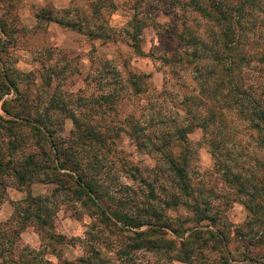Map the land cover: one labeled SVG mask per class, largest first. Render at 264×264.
<instances>
[{"label":"trees","instance_id":"obj_1","mask_svg":"<svg viewBox=\"0 0 264 264\" xmlns=\"http://www.w3.org/2000/svg\"><path fill=\"white\" fill-rule=\"evenodd\" d=\"M100 1L104 5H99ZM170 2L183 9L180 13L181 22L170 33L177 40L179 49L171 57H160L172 69L167 71V85L158 93L172 91L173 95L179 96L178 105L183 115L168 125L166 118L158 112L141 122L129 121L126 128L124 124H100L104 120L98 115L101 107L106 106L115 112L122 98L115 88L102 92L100 88L124 82L130 95L146 90V74L131 72L126 68V62L122 64V73L113 65H100L96 69L97 73L90 76L89 80L98 84L99 94L93 97L76 96L74 100L67 102L72 108L65 105L64 100L55 97H50L44 103L41 99L27 96L14 81L18 73L6 72L4 69L0 71V79L5 82L0 81V87L4 88L0 92V203L5 198L7 185L26 188V195L15 202L9 217L0 222V264H113L99 255V249L91 247L106 230L122 232L136 229L127 235L128 242L119 249L118 254L124 256L139 248L165 251L164 253L172 249V241L157 240L160 236L153 229H140L145 222L140 219L139 205L134 196L128 195L124 204L119 198H115L112 204L107 192L99 189L98 168L102 166L104 155L96 154L98 149L91 146H105L107 139H112L120 132H125L136 148L154 152L155 161L164 163L168 171L175 172L177 188L188 196L190 189L186 166L190 148L187 134L195 128L200 129L202 137L199 142L203 141L207 146L214 168L219 170L223 181L244 198L240 202L248 212L254 214L253 218H262L259 224L264 226V0ZM91 5L94 19L99 18L96 17L99 16V9H107L110 14L116 8L111 0H93ZM191 14H196L203 21L202 30L185 23ZM35 17L39 21L63 23L41 10ZM194 18L196 16L192 19L195 20ZM130 20L133 21L131 30L126 31V36L130 39L129 46L138 53V34L143 22L135 14L131 15ZM68 25L78 29L74 27V22ZM101 27L103 26L98 25V28ZM0 30H3L2 26ZM97 37L108 39L101 35ZM175 64H178V70H175ZM179 70L184 72L180 74ZM109 71L114 81L105 83L103 78ZM12 73L14 74L11 75ZM185 74L192 82L191 92L181 94L173 87L179 82L182 86L188 85ZM10 91L14 93L13 97H3ZM64 118L70 119L69 135H73L74 141L70 138L68 144L61 147L57 131ZM148 128L152 131L147 130ZM27 142L34 144L38 152L26 151L22 145ZM173 144L181 146L177 157L167 150ZM259 151L262 155L260 153L258 156ZM88 152L89 157L81 159ZM127 175L134 179L133 173ZM35 182L52 183L56 187L48 194L33 195L29 188ZM163 190L162 187L161 191ZM144 197L155 199L150 187ZM102 198L107 202L105 207L99 201ZM245 198L249 200L247 203ZM60 200L65 201L74 212V204H78L91 219L83 237L77 239L84 245L90 244L89 253L85 255L84 252V255L72 260L64 259L53 263L42 258L41 251L27 246L17 247L19 234L27 224L32 223L39 230L47 225L51 226L52 216ZM192 201L193 203H186V207L195 221H211L214 218L208 213L206 205L199 207L194 196ZM172 202L178 203L177 197H172ZM162 204L167 206L168 203L163 201ZM150 208L148 214L160 218V212ZM170 231L173 232L171 229ZM201 234L197 229L180 241L179 244H186V248L176 260L183 263L187 261L196 248V241L203 239ZM56 236L58 237L53 231L47 233L46 237L51 241L45 244L52 249L49 253L54 255L53 245L56 240L53 237ZM59 238L62 240V236ZM202 241L197 244V248L204 244L205 240ZM193 242L195 244L192 246ZM122 263L125 264L124 261ZM254 263L260 264L256 260Z\"/></svg>","mask_w":264,"mask_h":264},{"label":"rangeland","instance_id":"obj_2","mask_svg":"<svg viewBox=\"0 0 264 264\" xmlns=\"http://www.w3.org/2000/svg\"><path fill=\"white\" fill-rule=\"evenodd\" d=\"M91 1L93 0H0V26L3 28L0 30V71L4 69L6 72L18 73L14 81L27 96L41 99L44 103L50 97H55L64 100L65 105H68L67 102L74 100L76 96L93 97L99 94L98 84L89 80L90 76L97 73L96 69L100 65H113L121 71L123 62H126V68L131 72L146 74V90L130 95L124 82L121 85L113 83L100 88L101 92L115 88L122 97L115 112L106 106L101 107L98 115L104 120L100 124H124L126 128L129 121L141 122L156 112L166 118L167 125L177 121L183 115L178 105L180 97L173 95L172 91L158 92L167 85V71L172 69L160 57H171L179 49L177 40L170 33L181 22L182 7L174 2L172 4L170 0H111L116 7L114 11L109 14L107 9H99V16L96 15L99 18L94 19ZM100 4L104 5L102 1ZM39 10L44 14L50 13L54 19H60L63 23L37 20L35 14ZM133 14L143 22L138 34V53L129 46L130 39L126 36V31L131 30L133 21L131 22L130 17ZM72 22L78 29L68 25ZM185 23L197 26L196 29L203 28V21L196 14H191ZM98 25L103 27L98 28ZM97 35L108 39L103 40ZM175 65V70H178V64ZM184 71L189 73L185 68ZM184 71L179 70L178 73ZM110 72L104 75L105 83L114 81ZM25 73L26 76H23ZM187 74V86H182L179 82L173 87L181 94L191 92L189 90L192 82ZM0 81L4 82L1 79ZM101 83L100 81L99 84ZM3 89L0 87V92ZM8 96L13 97L14 93L10 91L3 97ZM58 129L57 137L61 140V147L68 144L70 138L74 141L73 135H69V118H64ZM147 130L152 131L150 128ZM201 137L202 133L198 128L187 134L190 156L186 175L190 197L177 188L175 172L168 171L164 163H157L154 152H147L146 148H136L125 132L107 139L105 146H91L98 149L96 154L104 155L102 166L98 168L97 182L99 189H104L107 196L111 197L110 203L113 204L114 199L119 198L124 204L123 201L128 195L134 196L136 204L139 205L140 219L145 222L140 229H153L160 236L157 240H170L173 246L167 253L139 248L124 256L118 254L119 249L128 242L127 235L136 229L122 232L106 230L91 247L99 249V255L108 260V263L255 264L256 260L264 264V226L259 224L262 218L255 220L254 214L248 212L240 202L244 198L223 181L219 170L213 166L207 146L203 141L199 142ZM33 145L27 142L22 146L26 151L37 153L38 148ZM75 145L80 147L79 144ZM180 148L181 146L173 144L167 150L177 157ZM81 149L84 150L83 147ZM260 153L262 155L260 151L257 155ZM89 155V152L84 153L81 159L88 158ZM127 173H133L134 179ZM7 186L5 198L0 203V222L9 217L15 202L26 195V188ZM147 186L153 190L155 199L144 197ZM54 187L56 186L52 183L35 182L31 183L29 190L33 195H45ZM193 196L199 207L206 205L209 208L208 213L214 216L211 221H195L186 207V203H193ZM172 197H177L178 203L174 204ZM99 201L103 207L106 206L105 198ZM163 201L168 203L167 206L162 204ZM245 201L247 203L249 200L245 198ZM150 207L160 212V218L148 214ZM74 209L75 212L65 201L60 200L52 216L51 226L47 225L39 230L36 225L27 224L19 234L17 247L27 246L41 251L42 258L53 263L64 259L72 260L84 255V252L85 255L88 254L90 244L84 245L77 239L83 237L91 219L78 204H74ZM197 229L202 232L203 239L196 241V248L185 263L176 260L186 248V244H179L180 241ZM51 231L58 235L53 237L56 240L53 245L56 256L49 253L52 249L45 245L51 241L46 237ZM59 236H62V240ZM202 240H205L204 244L197 248ZM193 244L195 242L191 243L192 246Z\"/></svg>","mask_w":264,"mask_h":264}]
</instances>
